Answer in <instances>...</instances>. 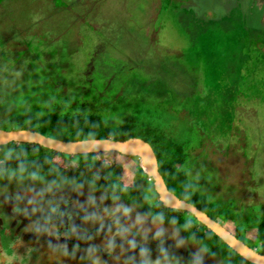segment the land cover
<instances>
[{
	"label": "rangeland",
	"instance_id": "obj_1",
	"mask_svg": "<svg viewBox=\"0 0 264 264\" xmlns=\"http://www.w3.org/2000/svg\"><path fill=\"white\" fill-rule=\"evenodd\" d=\"M49 114L98 118L110 139L125 126L167 135L207 213L257 249L264 0H0V128ZM119 161L141 197L26 170L0 176V264H245L155 214L139 159Z\"/></svg>",
	"mask_w": 264,
	"mask_h": 264
},
{
	"label": "trees",
	"instance_id": "obj_2",
	"mask_svg": "<svg viewBox=\"0 0 264 264\" xmlns=\"http://www.w3.org/2000/svg\"><path fill=\"white\" fill-rule=\"evenodd\" d=\"M12 122L16 124L15 129L7 130L2 127L0 129L6 131L31 130L65 142L110 138L108 130L104 128L98 118L93 116H75L60 120L55 114H49L43 118L17 117ZM130 138H141L153 147L158 159L160 173L172 193L207 213L208 200L198 198L192 193V187L188 184L184 173L181 172L188 158L182 146L175 144L167 135L146 126L122 127L112 139L126 141ZM122 157L126 156L114 152L67 156L37 145L10 143L4 146L3 155H0V176L9 170H26L35 176L54 175L72 182L89 181L93 185L113 193H138L141 197L137 188L126 186L122 180V164L119 161ZM144 202H147L157 215L168 211L169 219L184 224L188 234L206 247H210L224 256L227 252H231L238 261L251 264L225 245L210 230L198 223L192 215L185 212L189 215V219H184V217L179 216L184 212L166 209L158 198L153 202L149 200H144ZM209 216L217 220L211 215ZM194 222L197 228L190 227L189 223L193 225ZM256 229L258 234L256 248L260 254H264V216L257 221ZM215 243L222 244L223 252ZM228 259L231 258L228 257ZM231 262L239 264L235 260Z\"/></svg>",
	"mask_w": 264,
	"mask_h": 264
},
{
	"label": "water",
	"instance_id": "obj_3",
	"mask_svg": "<svg viewBox=\"0 0 264 264\" xmlns=\"http://www.w3.org/2000/svg\"><path fill=\"white\" fill-rule=\"evenodd\" d=\"M10 143L37 145L67 156L114 152L138 158L141 170L146 176L151 178L158 200L166 209L186 212L192 215L198 223L215 234L242 259L251 264H264V254H260L251 248L231 233L222 223L214 220L195 205L181 200L168 189L160 173L158 159L153 147L141 138H130L126 141H116L109 138L65 142L46 137L31 130L6 131L0 129V146Z\"/></svg>",
	"mask_w": 264,
	"mask_h": 264
},
{
	"label": "flooded vegetation",
	"instance_id": "obj_4",
	"mask_svg": "<svg viewBox=\"0 0 264 264\" xmlns=\"http://www.w3.org/2000/svg\"><path fill=\"white\" fill-rule=\"evenodd\" d=\"M69 200H67L66 202H68ZM70 202V201H69ZM65 204V203H64ZM66 206V211L67 212H70L69 211V206H70V203L69 204H67V205H65ZM71 213V212H70ZM239 238V237H238ZM240 239V238H239ZM251 247V246H250ZM251 248H253V247H251ZM253 249H255V248H253ZM256 251H258L257 249H255Z\"/></svg>",
	"mask_w": 264,
	"mask_h": 264
},
{
	"label": "clouds",
	"instance_id": "obj_5",
	"mask_svg": "<svg viewBox=\"0 0 264 264\" xmlns=\"http://www.w3.org/2000/svg\"><path fill=\"white\" fill-rule=\"evenodd\" d=\"M14 211H16V212H22V211H24V210L21 209V208H18V207H17V208L14 209Z\"/></svg>",
	"mask_w": 264,
	"mask_h": 264
},
{
	"label": "built area",
	"instance_id": "obj_6",
	"mask_svg": "<svg viewBox=\"0 0 264 264\" xmlns=\"http://www.w3.org/2000/svg\"><path fill=\"white\" fill-rule=\"evenodd\" d=\"M148 180H149V182H150V183H152V180H151V178H149V177H148Z\"/></svg>",
	"mask_w": 264,
	"mask_h": 264
}]
</instances>
